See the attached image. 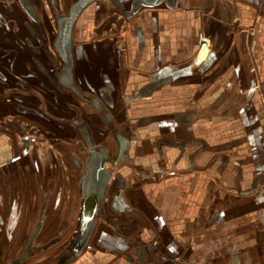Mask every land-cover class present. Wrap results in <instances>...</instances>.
Listing matches in <instances>:
<instances>
[{
	"label": "crops",
	"instance_id": "crops-1",
	"mask_svg": "<svg viewBox=\"0 0 264 264\" xmlns=\"http://www.w3.org/2000/svg\"><path fill=\"white\" fill-rule=\"evenodd\" d=\"M78 1L0 0L11 200L53 234L99 192L58 264H264V0Z\"/></svg>",
	"mask_w": 264,
	"mask_h": 264
},
{
	"label": "flooded vegetation",
	"instance_id": "flooded-vegetation-1",
	"mask_svg": "<svg viewBox=\"0 0 264 264\" xmlns=\"http://www.w3.org/2000/svg\"><path fill=\"white\" fill-rule=\"evenodd\" d=\"M22 7H24V9L28 12V13H32L33 14V7L31 5V3H28V0H19ZM81 157L80 158L82 161H85L86 159V155H79ZM6 202V219L9 218L11 216V218H15L16 217V221L17 224L15 225L16 227H12L14 228V230H12L11 232L14 233H19V234H23V233H30L29 232V228L28 226H26L24 224V219L28 220V217L25 215V217L22 215V205L23 202L20 200H16L13 199L11 200V197H8V200L5 201ZM22 219L21 225H18L19 221ZM45 219L40 218L39 216H36V218L32 219L31 222H33L34 224L31 228L30 231H36L37 230V225L40 223V229L38 231V233H42V229L44 227L45 222H43ZM83 221V218H82ZM29 222V221H28ZM84 223V222H83ZM24 224V225H23ZM84 227L83 225H80V227ZM90 226V223L87 222L86 226L83 228V232L81 237H77V234H79V229L77 230L76 227L74 226H70L69 229H67V231L65 232V234L63 235L62 239L59 237V241L56 240L55 244L52 247H49L47 251H44L43 249V245H44V241L43 242H36L34 244V246H32V244L34 243L33 241L31 242L32 244H30L29 241V234L25 237V240H21L17 246H14V243H7V239H6V232H7V227L3 229V231H1L2 233H0V239L4 238V241L2 243H0V264H6L8 261H11L12 259H19L20 264H58L59 263V259L62 258L63 256L65 257L68 253L67 251H65V253L63 254L62 252L64 251L65 248H68L69 251H71L70 253V257L73 258L74 256V251L76 250V248L79 246V243H81L83 241V239L86 238L87 236V232H88V227ZM36 228V229H35ZM67 228V227H66ZM86 228V229H85ZM9 231V230H8ZM21 234V235H22ZM44 234V233H43ZM67 235L66 238L65 235ZM73 234V236H72ZM69 237V238H68ZM68 238V239H67ZM138 243H136L137 245ZM38 245V246H36ZM8 246V247H7ZM61 247V248H57V247ZM56 247V249H55ZM8 248V249H7ZM50 248H52L51 250H56L55 253L52 254H46ZM17 250L15 255L13 256H6V250ZM19 249V251H18ZM89 253L92 254L94 250V248H92L91 246H89ZM4 250L5 253H2ZM23 258V260H22ZM180 256L178 257V259L180 260ZM158 264H163L160 261L157 262Z\"/></svg>",
	"mask_w": 264,
	"mask_h": 264
},
{
	"label": "rangeland",
	"instance_id": "rangeland-1",
	"mask_svg": "<svg viewBox=\"0 0 264 264\" xmlns=\"http://www.w3.org/2000/svg\"><path fill=\"white\" fill-rule=\"evenodd\" d=\"M63 161H65V162L68 161V159L65 158V154L57 153V162H63ZM9 192H10V187H8V185H7V179H6V176H5V169L2 168L0 170V233H2L1 231H3V229L7 227V232H6L7 243H14V246H17V244L21 240H25V237L29 234L30 235L29 236L30 244H32L31 243L32 241L34 242L32 244V246H34V244L36 242L40 243V242L44 241L43 249H44V251H47L49 247H52L55 244L56 240H58L59 237L62 239L63 235L65 234L64 230L66 231L68 229L66 227H63L65 223H66V226L68 224V221L66 222V220L64 222H63V220L61 221L62 222V228H61L60 231H59V228H56V229H58L57 233H53V234L52 233H44V234L40 233L39 234L38 231L40 229V226L36 227L37 228L36 231L35 230L32 231V232L30 231V228L33 226L31 224H34L33 222H31V220L36 218V216L38 214L37 212H34L36 214V216L29 217L28 220H25V219L23 220L24 224L26 226L30 227L29 228V232L30 233H23V234L21 233L22 234L21 235L19 233L11 232L16 227L15 225L17 224V221H16V217L15 218H11V216L6 219V214H5V212H6V207H5L6 202L5 201L8 200V197H9V194H10ZM21 222H22V219L19 221L18 225H21ZM43 222H45V224H44L45 226L44 227H46L49 222H53L52 217L51 218H45V220ZM12 227H14V228H12ZM78 232H79V234H77V237L79 238L82 235V226L80 227ZM67 235L68 234H66L64 238H66ZM72 236H73V234H72ZM4 238L5 237L0 239V243H2L4 241ZM36 246H38V245H36ZM51 249L52 248H50V250L46 254L55 253L56 250H51ZM2 251H3L2 253H5L4 250H2ZM16 251L17 250H15V249H13L11 251L6 250V254H7L6 256H12V255L14 256ZM18 251H19V249H18ZM22 260H23V258H22Z\"/></svg>",
	"mask_w": 264,
	"mask_h": 264
},
{
	"label": "water",
	"instance_id": "water-1",
	"mask_svg": "<svg viewBox=\"0 0 264 264\" xmlns=\"http://www.w3.org/2000/svg\"><path fill=\"white\" fill-rule=\"evenodd\" d=\"M88 0H79L73 7L71 10V16L69 18H67V21L69 22V24H71L74 20V18L76 17L77 13L82 9V7L84 6L85 3H87ZM70 27V26H69ZM69 50L68 52H66V61H67V73H70L71 71V60L72 58L69 56ZM98 191H92L91 193H89L88 191L86 192L85 195V203H84V210L85 212L83 213V222L82 225L85 227L86 223L89 222L91 220V217L93 215L94 210L97 207V198H98ZM90 194V195H89ZM41 221L39 222L38 226L40 225ZM82 227V232L84 231ZM90 227V226H89ZM88 227V228H89ZM86 229V228H85ZM88 233V232H87ZM86 233V234H87Z\"/></svg>",
	"mask_w": 264,
	"mask_h": 264
}]
</instances>
